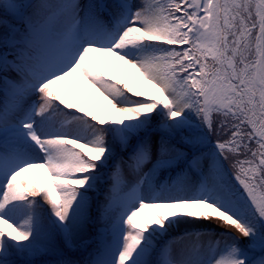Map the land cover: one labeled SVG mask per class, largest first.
Instances as JSON below:
<instances>
[{
	"label": "snow or ice",
	"instance_id": "snow-or-ice-1",
	"mask_svg": "<svg viewBox=\"0 0 264 264\" xmlns=\"http://www.w3.org/2000/svg\"><path fill=\"white\" fill-rule=\"evenodd\" d=\"M0 264H264V0H0Z\"/></svg>",
	"mask_w": 264,
	"mask_h": 264
},
{
	"label": "rangeland",
	"instance_id": "rangeland-1",
	"mask_svg": "<svg viewBox=\"0 0 264 264\" xmlns=\"http://www.w3.org/2000/svg\"><path fill=\"white\" fill-rule=\"evenodd\" d=\"M128 82L133 86L135 82L139 81L138 78L136 77H128ZM35 175V174H34ZM45 207H47V205H45ZM212 227H216V222H212L211 224ZM221 231H227L229 233H233L235 234L234 230L231 229V228H228V229H224L222 226L220 228Z\"/></svg>",
	"mask_w": 264,
	"mask_h": 264
},
{
	"label": "trees",
	"instance_id": "trees-1",
	"mask_svg": "<svg viewBox=\"0 0 264 264\" xmlns=\"http://www.w3.org/2000/svg\"><path fill=\"white\" fill-rule=\"evenodd\" d=\"M137 86H140V87H143V88H150L151 87L150 85H148L146 83H143V82H140V81L135 82L134 85H133V87H137ZM133 99H143V98L142 97H133Z\"/></svg>",
	"mask_w": 264,
	"mask_h": 264
}]
</instances>
